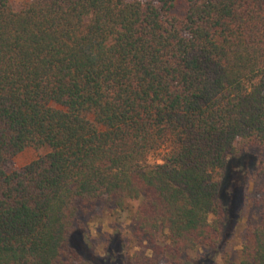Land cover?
<instances>
[{"label":"trees","instance_id":"trees-1","mask_svg":"<svg viewBox=\"0 0 264 264\" xmlns=\"http://www.w3.org/2000/svg\"><path fill=\"white\" fill-rule=\"evenodd\" d=\"M241 155L257 219L227 264H264V0H0V264H216L193 253L227 244ZM96 202L139 250L85 245Z\"/></svg>","mask_w":264,"mask_h":264},{"label":"rangeland","instance_id":"rangeland-1","mask_svg":"<svg viewBox=\"0 0 264 264\" xmlns=\"http://www.w3.org/2000/svg\"><path fill=\"white\" fill-rule=\"evenodd\" d=\"M15 7L20 5L24 0H11ZM41 151H36L33 148L25 150L23 153L17 155L9 160L5 165L7 172L19 170L27 163L38 156ZM238 166L243 174H245V181L243 185V198H240L238 188L235 189L230 185L227 188L224 196V203L226 206L227 217L232 223L236 221L226 245L213 251L194 252L193 255H205L214 257L216 264H227V262H237L241 257V244L244 240L247 226L254 223L257 219L256 209L254 207V162L245 155L240 156ZM80 220L84 228L79 231L85 245L95 248V254L104 257L107 253L108 242L110 236L115 234L117 230H121L122 234L127 238L124 251L126 254H133L139 250L138 241L134 236V228L126 211H121L114 208V206L102 202L86 205ZM77 245H81L80 236L77 239ZM117 246L112 248V259L114 262L117 258L115 256ZM164 264V263H162Z\"/></svg>","mask_w":264,"mask_h":264}]
</instances>
